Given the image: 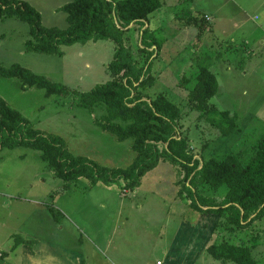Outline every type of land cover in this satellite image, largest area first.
<instances>
[{"label": "rangeland", "instance_id": "rangeland-1", "mask_svg": "<svg viewBox=\"0 0 264 264\" xmlns=\"http://www.w3.org/2000/svg\"><path fill=\"white\" fill-rule=\"evenodd\" d=\"M17 1H25L40 12L44 27H67L66 13L61 8L72 0ZM161 2V9L150 16L148 27L162 46L154 55L151 85L144 95H165L178 105L183 114V133L197 158L223 160L232 154L246 162L252 157L254 144L264 137V33L257 19L263 14L264 0ZM191 13L210 17L203 34L199 35L196 26L186 24ZM29 31V24L18 18L0 19V65L9 68L19 64L63 85L68 92L48 96L43 88L25 87L19 78L0 75V97L34 129L61 138L71 155L111 169L129 168L136 159L133 140L121 142L103 130L97 121L106 123L104 108L92 113L79 104L81 93L112 80L109 65L114 59L115 43L98 40L63 45L62 55L44 54L27 51ZM138 36L134 29L125 34L134 58L143 65ZM201 68L209 69L217 78L218 92L210 104L236 119V130L230 135L221 136L187 105L189 89L195 86ZM180 173L178 166L161 161L142 177L138 188L125 191L124 181L112 185H93L85 177L65 181L48 167L39 151L28 146L1 148L0 199L6 205L0 211L7 216L2 237L9 235V239L0 248V264H21L22 256L25 264H31L20 243L25 236L52 245L47 244L63 259L74 251L82 253L92 248V242L118 264L156 262L163 257V248L170 246L173 232L180 227V217L188 224L186 229L198 228L196 213L178 197ZM226 193L227 187L223 186L208 194L221 200ZM255 227L253 244L244 236L232 242L256 245L253 255L257 264H264L263 243L256 240L258 233L262 237L264 221ZM204 233L206 227L201 226L192 237L184 235L181 241L190 248L178 244V253L190 256L191 248H195L199 254L194 256V264H236L210 257L206 251L209 243L202 245Z\"/></svg>", "mask_w": 264, "mask_h": 264}, {"label": "trees", "instance_id": "trees-1", "mask_svg": "<svg viewBox=\"0 0 264 264\" xmlns=\"http://www.w3.org/2000/svg\"><path fill=\"white\" fill-rule=\"evenodd\" d=\"M161 7V0H72L61 8L66 13L67 27L60 29L44 27L40 12L25 1L0 0V19L15 17L29 24L27 51L62 55L60 47L63 45L98 40L115 43L114 59L109 65L112 80L91 92L81 93L79 104L92 113L104 108L106 123H97L121 142L132 139L136 159L127 169H111L89 158L73 156L61 138L46 136L34 129L1 97L0 149L28 146L39 151L48 167L65 181L83 177L90 179L93 185L124 181L125 191L138 188L142 177L161 161H170L181 171L178 197L186 200L193 212L218 217L207 254L223 263L257 264L253 255L256 245L232 241L244 236L253 244L251 236H254L255 224L264 221V137L254 144L252 157L246 162L232 154L223 160H201L193 153L183 133V114L178 105L165 95L154 98L144 95L151 85L154 55L162 46L148 25L150 16ZM207 22L206 16L191 13L186 24L196 26L200 35L207 30ZM131 29L139 33L136 43L145 58L143 65L136 61L127 45L130 39H126L125 34ZM0 75L19 78L25 87L43 88L48 96L68 92L63 85L19 64L9 68L0 65ZM217 92L216 76L209 69L201 68L186 102L198 113L199 120L210 122L221 136H227L236 130L237 123L228 111L210 104ZM223 186L227 187L223 199L208 194L218 192ZM262 232V237L258 233L256 240L263 243L264 250Z\"/></svg>", "mask_w": 264, "mask_h": 264}, {"label": "crops", "instance_id": "crops-1", "mask_svg": "<svg viewBox=\"0 0 264 264\" xmlns=\"http://www.w3.org/2000/svg\"><path fill=\"white\" fill-rule=\"evenodd\" d=\"M257 19L260 20L259 26L264 33V10L261 17L260 18L258 17ZM262 36H264V34ZM261 45H264V41L261 42ZM2 205L5 208L6 202L3 201L2 204V201L0 199V207ZM2 216L4 217L2 218ZM196 218H197L196 220H197L198 228L201 226L206 227V233H204L202 245L203 244L207 245V243H209L211 240V236L214 232L216 223L218 221V217L209 216V219H206V215L202 216L201 214L196 213ZM6 221H7L6 213L0 211V248L1 246H5L4 240L6 238L7 240L9 239V235L7 236L4 235L5 238L2 237V231L5 232L7 227L5 223ZM187 225L188 224L184 223V220L180 217V227L175 232H173L171 238L172 242L170 246L163 248V251L161 252L163 257L156 260V262L154 261L156 264H158L159 262L162 264H194V256L196 255L198 256L199 249L191 248L190 256H188L186 252L178 253L179 250L178 244H180L182 248L183 247H186L187 249L190 248L189 246H186L184 243H182L181 238L184 235H186V238L188 239L193 235H195L196 233H198V228L186 229ZM25 237H26L25 239H21L27 242V243L23 241L21 242L22 244L21 246L24 247L25 251L21 249L20 252L23 253L24 251V253H26L24 255L25 257L29 258L31 264H77L82 262L84 263L91 262V264H118L115 261L111 260L110 258L106 257L103 254L104 252L100 250V248H98L97 250L96 244H93L92 242H91L92 248L82 250V253L78 251L77 252L74 251L73 253L68 255V257L65 256L66 258L63 259L62 256L59 257L58 254H56V252L53 249L51 250L49 249L48 245L50 244L37 243L35 242V240H37L36 238H30L29 236H25ZM50 246L53 247L52 245ZM60 258L61 260L58 261ZM154 262L150 261L148 262V264H153ZM20 263L25 264V258L23 259V256L20 257Z\"/></svg>", "mask_w": 264, "mask_h": 264}, {"label": "built area", "instance_id": "built-area-1", "mask_svg": "<svg viewBox=\"0 0 264 264\" xmlns=\"http://www.w3.org/2000/svg\"><path fill=\"white\" fill-rule=\"evenodd\" d=\"M206 19L209 20L210 18L206 16ZM158 264H162V263L159 262Z\"/></svg>", "mask_w": 264, "mask_h": 264}]
</instances>
